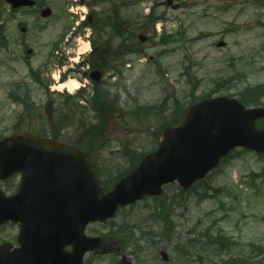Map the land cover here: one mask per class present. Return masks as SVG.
Masks as SVG:
<instances>
[{
	"label": "rangeland",
	"instance_id": "374dc122",
	"mask_svg": "<svg viewBox=\"0 0 264 264\" xmlns=\"http://www.w3.org/2000/svg\"><path fill=\"white\" fill-rule=\"evenodd\" d=\"M95 1V10L105 23L111 22L106 21L107 14H116L114 10L125 4L124 11H118L124 19L120 27L130 34L145 35L147 40L134 47L126 45L131 52L118 50L120 42L113 38L109 39L110 44L105 42L106 47L97 56L111 60L118 75L110 80L113 89L105 87L103 94L117 102L111 106V99L108 100L109 110L94 104L90 111L87 104H84L86 108L73 107L66 97L48 96L37 85H31L27 49L22 45L24 41L34 51L30 63L38 70L48 61L61 25L74 22L72 25L76 27L82 23L80 17L87 14L75 9V13L81 14L78 19H62V12H53L52 19L43 20L36 9L12 14L9 5L0 0V19L7 37L4 40L7 47L0 46V139L24 134L53 137V130L61 127L53 125L60 113L69 122L60 137L73 143L83 132L82 122L88 117L95 121L99 111L106 124L99 125L93 146L84 149L95 158L103 180L122 178L137 167L143 153L156 149L161 127L173 124L175 100L179 99L184 107L216 97L241 101L247 88L264 84L263 0ZM150 13L161 19L155 27L139 19ZM22 27L27 29L26 33L21 31ZM78 35L82 39L78 49L76 44L73 47L78 53L76 62L82 50L89 47L87 37H91V30H82ZM164 37H172L173 44L162 46ZM221 41L223 46L218 45ZM51 66L50 72L58 80L62 69L57 64ZM186 67L191 78L185 75ZM50 79L54 89L51 92L65 96L77 94H69L62 82L58 85ZM74 80L71 78L69 82ZM22 81L31 85L28 95L31 104L27 107L25 94L9 91L11 83ZM164 101L168 103L166 111L161 106ZM153 105L157 106L156 112L147 109ZM259 106L264 107V98L248 108ZM234 155L205 184L182 199L177 184L167 189L163 203L168 208L163 214L155 211L156 201L150 199L121 210L113 225L88 226L87 235L101 237L103 244L97 252L88 253L85 264H119L122 254L133 264H209L210 261V264H264V178L257 177L254 181L251 178L264 170V160L242 150ZM17 183L18 179L4 183L8 195L16 192ZM208 185L211 189L207 191L209 197H205ZM18 232L13 224L0 228V245L7 242L15 246ZM207 232L210 242L224 236L236 246L227 251L215 248L216 254L203 253L202 259L188 254L190 242L204 243ZM123 233L125 236L119 237ZM161 251L168 254V262L162 260Z\"/></svg>",
	"mask_w": 264,
	"mask_h": 264
},
{
	"label": "water",
	"instance_id": "95a60500",
	"mask_svg": "<svg viewBox=\"0 0 264 264\" xmlns=\"http://www.w3.org/2000/svg\"><path fill=\"white\" fill-rule=\"evenodd\" d=\"M6 2L14 9L34 4ZM48 15L50 11L44 13ZM263 117L264 109H247L225 97L195 105L181 123L165 130L159 151L108 194L88 156L72 145L24 136L0 141L1 179L23 173L17 196L7 198L0 192V225L20 223V249L10 253L11 246L4 245L0 264H83L85 253L101 243L85 236L90 222H105L120 206L160 196L167 184L178 182L189 190L238 147L264 155V130L255 126ZM67 246H73L72 253L65 251ZM121 264L132 263L123 256Z\"/></svg>",
	"mask_w": 264,
	"mask_h": 264
},
{
	"label": "trees",
	"instance_id": "16d2710c",
	"mask_svg": "<svg viewBox=\"0 0 264 264\" xmlns=\"http://www.w3.org/2000/svg\"><path fill=\"white\" fill-rule=\"evenodd\" d=\"M263 2H264V0H263ZM120 11H123V9H121ZM115 12H117V13L112 14V16L114 15L113 17L111 15L107 16L108 19H106V21H108V22L111 21L109 23H107V22L105 23L104 19H100L99 16H97L95 18L94 25L92 28H93L95 35L97 34L98 39H97V41L93 42V47L96 48L97 43L98 44L101 43V45H102L105 42H110L109 39L113 38L114 40H117L118 42H120L119 49H121L124 52H131L130 51L131 49L126 47V45H128L129 47H134L135 45H138L139 43L137 44V42H138L137 34H134L131 38L125 39L123 37V35L119 32V30H122L119 28H120L121 23H123V16H120L118 11L114 10V13ZM139 19L145 20L148 25L153 26V27L158 21H161L160 18H155L154 14L146 16V17L145 16L141 17V18L139 17ZM109 32H110V35H109ZM173 38L175 40L174 36H173ZM172 40H173L172 37H168V38L164 37L161 41V44L162 45H167V44H171V43L173 44ZM185 74L188 76V69L186 70ZM234 78H236V77H234ZM33 79L37 84H40L42 87H44V88H46V90H48L47 88L49 87V83H44L43 80L39 77V75H37V76L35 75L33 77ZM225 83L227 84L228 82L225 81ZM218 86H219V84H218ZM13 91L15 93H18V94H20V93L26 94L25 89H18V90H13ZM241 97H242V100H241L242 103L246 106L259 104L261 102V99L264 98V85L257 86L254 88H247V90L243 92ZM67 99L71 100L75 106H79V102L81 100L80 97H76V98L68 97ZM166 102L167 101H164L163 105L167 106ZM98 105H100L103 108V107H105L106 104L97 103L96 106H98ZM27 106H28V103H26V107ZM91 106L94 107L93 104H91ZM100 113L101 114H99V111H98L97 118H98V123L100 125H102V124H105V119H104L103 113L102 112H100ZM185 113H186V107H184L179 102V100H175V105H174L173 113H172V115L175 116L174 121L177 122L178 120H180L184 116ZM57 115L58 116H57L56 120L54 121L53 125L55 126V123H56L57 125L62 126V128L60 127L59 129H57V131L53 130V137L56 139H59L60 138V131H61V129L64 128V126L67 125V120H68L67 118L68 117H66L60 113H58ZM83 125H84L83 126V133H81L79 135L78 141L75 142V145L79 146L80 148L93 145L96 142L97 135H98V133H97L98 126L90 127L87 120H84ZM97 173L100 176L98 169H97ZM257 177L264 178V170L259 175H252L251 178L256 179ZM117 180H118V177L114 178V179L106 178V181H105L106 187H108V188L111 187V184ZM200 185H202V184H200ZM210 189H211V186L208 185L206 187L205 197H209L207 191ZM179 195L181 196V199L184 196H186V194L183 193L181 190L179 192ZM178 198H179V196H178ZM167 208H168V206L162 202L160 204V206H158L155 211L158 213H161V211H162V214H163L166 212ZM162 219L165 220L164 217H162ZM139 228H141V227H139ZM209 233L210 232L205 233V236L203 237L205 240L204 243L203 242H198V243L197 242H190V244L187 246V249L189 251L188 254L191 253V254H193V256H198L199 259H202L203 255H201V254H203V253H207V255L216 254L217 252H216L215 248L221 247L224 251H227V250L233 249V246H235L232 242L227 241V238H225L224 236L219 237L215 243L210 242L209 241V239H210ZM148 235H150V234H148ZM123 236H125L124 233H123V235H121L119 237H123ZM192 251H195V252H192ZM210 263H212V262L210 261L209 264ZM206 264H208V263H206Z\"/></svg>",
	"mask_w": 264,
	"mask_h": 264
},
{
	"label": "flooded vegetation",
	"instance_id": "af4514ba",
	"mask_svg": "<svg viewBox=\"0 0 264 264\" xmlns=\"http://www.w3.org/2000/svg\"><path fill=\"white\" fill-rule=\"evenodd\" d=\"M37 4L39 6H41L42 9L48 8V6H46V2H43L41 0H38ZM70 5H73V3L69 2V0H63V2L60 3V6H59L60 9L58 12H62V19L66 18V15H67L66 9H68V11H69ZM42 9H41V11H42ZM90 16L91 17H89L88 21H89V23H92L93 22V16L92 15H90ZM74 35H75V32L66 31V32L62 33L63 39H62L61 45H62L63 49L65 50L64 58L66 59V62L68 63V65L70 62V56L68 54V49L74 45V43H73ZM88 61H89L88 59H85L83 61V63L81 62L80 68L85 67L86 64L88 63ZM88 69L89 70H87L86 72L83 73V75H82L83 77L90 78L89 76H90V74H92V72L90 71V68H88ZM77 73H78V69L75 70V68L73 66H70L65 70V75L63 77H64V79H66V78L74 76Z\"/></svg>",
	"mask_w": 264,
	"mask_h": 264
},
{
	"label": "bare ground",
	"instance_id": "6f19581e",
	"mask_svg": "<svg viewBox=\"0 0 264 264\" xmlns=\"http://www.w3.org/2000/svg\"><path fill=\"white\" fill-rule=\"evenodd\" d=\"M86 48H87V47H85V48L83 49V52H85V51L87 50ZM72 84H73V89H72L71 91L77 90L78 87H80V85H79L77 82H73ZM63 88H64V87H63Z\"/></svg>",
	"mask_w": 264,
	"mask_h": 264
}]
</instances>
